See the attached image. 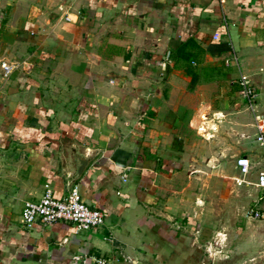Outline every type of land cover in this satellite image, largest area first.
Instances as JSON below:
<instances>
[{"label": "crops", "instance_id": "0c3cea01", "mask_svg": "<svg viewBox=\"0 0 264 264\" xmlns=\"http://www.w3.org/2000/svg\"><path fill=\"white\" fill-rule=\"evenodd\" d=\"M242 77L264 115V0H0V264H264V216L206 251L216 200L264 214ZM45 184L104 223L26 226Z\"/></svg>", "mask_w": 264, "mask_h": 264}, {"label": "built area", "instance_id": "2783aa9c", "mask_svg": "<svg viewBox=\"0 0 264 264\" xmlns=\"http://www.w3.org/2000/svg\"><path fill=\"white\" fill-rule=\"evenodd\" d=\"M218 38V35H214ZM1 67L5 75H7L13 66L2 63ZM240 89L239 94L246 103L247 108L253 116V126L256 131V141L264 146V115L259 112L257 107V92L249 84L245 77L237 81ZM236 166L242 175H247L250 172V160L247 156L240 155L236 159ZM256 185L264 187V170L259 172ZM248 217L258 219L264 216L262 212L254 208L246 211ZM104 212L90 207L81 198L78 186L73 185L63 197H55L51 187L48 184L44 185L42 196L36 201H26L21 210V221L26 226H32L37 221L47 225L55 222H69L74 225L77 231L90 230L104 223ZM225 239V234L217 233L216 239L207 244V254L214 256L220 249L216 245H221ZM214 244V246H213ZM95 264H117L112 260L96 256L93 257Z\"/></svg>", "mask_w": 264, "mask_h": 264}, {"label": "rangeland", "instance_id": "374dc122", "mask_svg": "<svg viewBox=\"0 0 264 264\" xmlns=\"http://www.w3.org/2000/svg\"><path fill=\"white\" fill-rule=\"evenodd\" d=\"M250 136H252L251 134H250ZM251 140H254V136H252V138H251ZM254 146H257V144L254 142V143H252ZM252 145V146H253ZM237 159V158H236ZM239 177V176H238ZM238 177H236V178H234L233 180H234V184H235V186L236 187H241V186H246V178L244 179L242 176H241V178H238ZM217 185L219 186V187H221V183H217ZM251 186V185H250ZM247 188L246 189H244V190H241L240 192H244V191H249V193H250V189H249V185H247L246 186ZM241 189V188H240ZM232 190L234 191V193H236L235 192V188H232ZM234 198H231V199H229V200H222V201H220V200H216V204H215V207L217 208V209H220V210H222V216L221 217H223L224 219L222 220L223 221V223L225 222L226 223V226L224 225L223 227H225L226 228V230H220V231H216V232H213L212 234H211V236L209 237L210 238V242L212 243L213 241L212 240H215L216 239V234L217 233H223V234H227L226 232H227V229H230V228H233V227H235V226H239V224H241V219H243V217L245 216V213H246V208L244 207L245 206V201H246V199H241V198H239V197H235V196H233ZM232 210V215L230 214V213H228L229 211H231ZM225 217H226V219H225ZM230 218H232V219H230ZM219 225V224H218ZM223 225V224H222ZM221 227V226H220ZM225 242V244H226V242H227V239L224 241ZM223 244V243H222ZM222 244H221V246H220V248H222ZM213 246H214V244H213ZM217 246V245H216ZM219 246V245H218ZM219 248V249H220ZM225 250H226V247H224L223 249H222V251H221V249H220V252H218L216 255H214V256H212V257H210V258H217V257H223L225 254H226V252H225ZM207 255V254H206ZM206 258L208 259V261L206 260L205 261V263L204 264H212V261H209V258L206 256ZM211 260V259H210Z\"/></svg>", "mask_w": 264, "mask_h": 264}, {"label": "trees", "instance_id": "16d2710c", "mask_svg": "<svg viewBox=\"0 0 264 264\" xmlns=\"http://www.w3.org/2000/svg\"><path fill=\"white\" fill-rule=\"evenodd\" d=\"M189 45H190L189 42L184 43V44L180 47V50H181V49H182V50L186 49ZM190 60H191V57H188V61H190Z\"/></svg>", "mask_w": 264, "mask_h": 264}, {"label": "water", "instance_id": "95a60500", "mask_svg": "<svg viewBox=\"0 0 264 264\" xmlns=\"http://www.w3.org/2000/svg\"><path fill=\"white\" fill-rule=\"evenodd\" d=\"M80 164L81 165H80L79 171H81L83 169V166L85 164V161L84 160H81Z\"/></svg>", "mask_w": 264, "mask_h": 264}]
</instances>
